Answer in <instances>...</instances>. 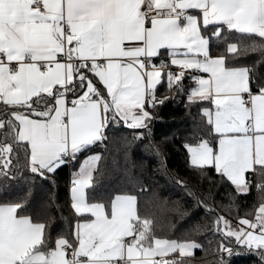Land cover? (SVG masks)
I'll return each instance as SVG.
<instances>
[{
    "label": "snow or ice",
    "instance_id": "snow-or-ice-1",
    "mask_svg": "<svg viewBox=\"0 0 264 264\" xmlns=\"http://www.w3.org/2000/svg\"><path fill=\"white\" fill-rule=\"evenodd\" d=\"M249 53L260 54L253 65L264 57V0H0V264H184L165 257L202 249L157 238L135 194L90 196L101 174L95 148L116 128L131 130L128 145L147 139L160 170L213 218L218 264L240 255L264 264V78L241 63ZM177 94L203 117L183 143L192 178L209 184L203 194L151 141L158 107ZM77 162L74 215L53 237L31 191L10 196L8 182L27 173L54 184ZM253 176L261 201L233 227L212 188L230 189L224 207L239 209Z\"/></svg>",
    "mask_w": 264,
    "mask_h": 264
},
{
    "label": "trees",
    "instance_id": "trees-1",
    "mask_svg": "<svg viewBox=\"0 0 264 264\" xmlns=\"http://www.w3.org/2000/svg\"><path fill=\"white\" fill-rule=\"evenodd\" d=\"M257 57H260L259 53H249L240 57V61L258 69L256 75L264 78V57L259 64L253 65ZM192 86L190 81H185L186 89ZM158 92L166 93L164 82L158 86ZM156 114L159 118L150 125L151 141L163 150L169 171L173 175L189 178L190 186L201 194L206 193L209 184L206 180L192 178L188 154L183 147L186 140L194 142L190 134L202 125L203 117L198 105H189L186 95L177 94L175 99H169L160 105ZM125 138L131 139V130L116 128L104 145L95 148V152L102 156L99 165L101 174H94L97 183L94 189L88 190L90 196L107 199L118 192L137 195L138 210L141 214H149L153 219V231L157 238H191L203 246L202 249H195L191 257H180L178 253H174L166 259L181 260L184 264H218V253L214 250L218 248L220 237L211 230L213 218L202 207L195 206L193 198L160 170L159 157L154 154L152 144L147 139L143 143L128 145ZM78 167L79 162L60 168L53 178L54 184L39 177L30 179L25 173L23 178L8 182L9 195L14 196L30 190L34 202L33 211L43 217L53 218L50 231L55 237L68 229L74 215L70 207L68 186ZM209 174L215 175L214 172ZM252 180L250 192L238 198L239 209L230 210L224 207L230 203V189L213 187L217 212L235 224L240 217L245 216L246 211H252L254 216L255 208L261 201V193L256 187L258 178L253 176ZM198 227L200 231H197ZM256 262L257 257L249 255L235 256L231 260V264Z\"/></svg>",
    "mask_w": 264,
    "mask_h": 264
},
{
    "label": "crops",
    "instance_id": "crops-1",
    "mask_svg": "<svg viewBox=\"0 0 264 264\" xmlns=\"http://www.w3.org/2000/svg\"><path fill=\"white\" fill-rule=\"evenodd\" d=\"M71 179H72V177H71ZM69 187V194H70V188H71V180H70V185L68 186ZM233 227H235V226H237V223L235 224V223H233V225H232ZM195 250V249H194ZM193 250V251H194ZM171 255V254H170ZM167 257H165V259H166Z\"/></svg>",
    "mask_w": 264,
    "mask_h": 264
}]
</instances>
